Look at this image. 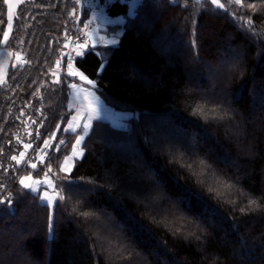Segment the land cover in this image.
<instances>
[{
    "label": "trees",
    "instance_id": "16d2710c",
    "mask_svg": "<svg viewBox=\"0 0 264 264\" xmlns=\"http://www.w3.org/2000/svg\"><path fill=\"white\" fill-rule=\"evenodd\" d=\"M54 1L59 14V0L36 3ZM182 3L141 0L116 46L101 47L103 57L97 49L77 57L75 66L97 82L104 102L133 115L123 127L95 121L69 175L58 166L75 134L58 133L66 144L48 152L40 172L51 160L57 182L77 186L55 209L52 237L48 209L20 189L24 168H4L15 167L10 157L21 149L24 118L36 119L32 129L39 132L47 122L54 127L60 111L61 128L68 119L61 103L68 92L51 83L55 57L48 53L72 19L61 12L41 24L30 16L14 22L0 52L21 50L29 62L21 72L8 70L20 88L0 85V183L7 185L0 196L13 193L11 210L0 205V264H264V6L243 10L255 21L253 33L223 10ZM105 10L124 16L127 4L116 0ZM7 12L0 0V40ZM197 104L230 115L205 119L193 113ZM74 206L97 212L104 223L84 221ZM109 235L130 246L129 260L102 250V243L110 248Z\"/></svg>",
    "mask_w": 264,
    "mask_h": 264
},
{
    "label": "snow or ice",
    "instance_id": "6c2138e0",
    "mask_svg": "<svg viewBox=\"0 0 264 264\" xmlns=\"http://www.w3.org/2000/svg\"><path fill=\"white\" fill-rule=\"evenodd\" d=\"M4 4L8 7L7 12V24L3 30V39L0 40V44H6L9 40L10 33L13 30L14 22H18L21 20L27 21L31 13H27L24 11H20V6L24 5L28 2V0H15V3L12 0H3ZM74 7L69 13L70 18L76 22L81 20V11L83 10V14L85 17L88 14H91L90 19H86V22L83 24V27L75 29L74 31H69L65 29L63 49H69V51H61L60 58H58L55 62V68L60 71H52L51 75L55 77L51 83L62 85L66 89L70 90V95H66L64 100L61 102L65 104L68 115H71L73 110H75V115L72 120L67 121L66 127L63 128L64 132L77 133L75 138V143L72 144L71 154L65 156V162L70 160H78L83 156V140L84 135L78 133V129H80L83 133H87V131L92 127L93 121H98L105 118L106 109L103 103L100 101V97L97 95V82L95 80L89 79L87 75L80 69H78L76 65L77 57H81L89 54L90 51L96 49L97 45L104 41L103 37H97V29L93 28V24L99 23L101 27L105 22L112 23L113 21L108 20L105 14L106 4H97L95 0H71ZM174 3L179 2V0H173ZM189 2L194 3L195 5L203 7L204 5H210L217 9L223 10L225 13L231 15L233 19H236L241 22L242 26L245 27L248 31L255 33V21L252 16H247L243 13L245 8L251 9L253 13H255L259 7L264 6V0H183V3L180 5L181 7H187ZM34 6L39 7L36 4V0H32ZM138 0H130L129 2V14H132L134 9L137 7ZM233 5H235V9H233ZM34 19V16L32 17ZM3 24V21L0 20V25ZM107 44H115L117 41L115 39L109 40L106 42ZM74 53V54H73ZM4 55L3 52H0V56ZM7 55L11 56L12 53L9 52ZM96 55L103 56L104 53L99 51L96 52ZM16 58L19 62L18 64L11 65L12 68L23 67L24 63H28L29 61L21 60V53L16 52ZM104 68V64H100V68L97 71V75L100 74ZM73 78V79H69ZM80 81L82 83H79ZM3 83V82H0ZM43 87V85H42ZM56 91V90H53ZM37 93H39V89H37ZM84 100H87V103H84ZM30 104H27L26 107H30ZM219 105L214 106L213 108L205 111L204 106L202 104H197L195 108H193L194 114H201L205 119H217L223 120L226 119L230 113L224 111H218ZM21 116L25 115L23 111L20 113ZM41 115L43 113L41 112ZM19 118V117H18ZM62 119H66L65 116H62ZM35 123V120L32 121ZM43 121H41V125ZM57 131L61 129V124L56 125ZM32 133L29 132V136ZM41 138V133L39 130L36 131L35 139L39 140ZM52 139H56V133L52 134ZM17 143H21L19 139H17ZM66 144L64 139H61L59 143L55 144V150L59 152L61 148ZM53 145L49 140H44V144L42 148H37L35 151L37 155L40 156L39 163L44 164L45 158L48 157L49 153L45 151V149L51 148ZM33 148V142L24 143L23 151H20L18 156L12 155L10 157L11 160L15 161V167L8 166L4 168V172L7 173L9 167L12 168L13 173L15 174L17 168L21 167L23 164H27L31 167L33 172L28 173L26 176H20L18 178V184L20 189L28 190L31 193L36 194L40 203L48 209V232L49 236L52 237L54 235V212L55 209L60 206L67 198L66 189H70L72 187H76L73 182L69 181L68 184H59L57 181L60 179L58 173L53 170L51 160L48 161L47 171L44 172L43 179H33L35 173H37L40 169H38V165L35 162H32V159L25 160L26 155L28 154V150ZM3 153V149H0V154ZM194 163V162H193ZM193 163H188L187 167L189 169H193ZM204 161H200L201 165H204ZM205 167H207L205 165ZM60 172L65 171L64 165H61L59 168ZM204 169L201 170L199 175H203ZM51 173V176L49 175ZM194 174H196L194 172ZM55 177L56 179H53ZM64 179H68L66 176ZM26 181H31L26 182ZM203 183V180H200ZM7 188V185L4 183H0V192H4ZM210 191L214 189L209 188ZM13 193L11 191H7L4 196H0V205L7 204L9 210L13 205L12 199ZM79 204V202H77ZM250 205H257L259 207L258 202L255 200L249 201ZM72 212L76 213L79 217H81L84 221H88L90 219L95 218L96 220H100L103 224V220L100 215L95 211H90L88 209H81L78 206H74L72 208ZM112 228L115 225H111ZM177 232H180L181 229L177 228ZM101 241L106 239L105 237L100 238ZM119 239H123L122 237ZM119 239L113 240L108 239L107 243L110 248L103 247V243L101 244L102 250L108 252L110 257L116 261H127L133 256V251L129 245L123 244L119 242Z\"/></svg>",
    "mask_w": 264,
    "mask_h": 264
},
{
    "label": "rangeland",
    "instance_id": "374dc122",
    "mask_svg": "<svg viewBox=\"0 0 264 264\" xmlns=\"http://www.w3.org/2000/svg\"><path fill=\"white\" fill-rule=\"evenodd\" d=\"M114 1H116V0H109V4L114 2ZM117 1L124 2V3L127 4V14L124 15V16H119L117 18H111V17H109L107 15L106 10H105L106 18L108 20L113 21V22L112 23L105 22L103 24V27H101L99 25V23L93 24L92 27L97 29V33H96L97 37H103L104 38V41L97 45V47H96L97 50H99L101 47H108V46H112L113 47L116 44H118L120 38L122 37V35L124 33L125 24H127L128 19L131 18L134 15V13H135V9L136 8L132 12V14H129V2H130V0H117ZM171 1H173V0H171ZM12 2L15 3V0H12ZM140 2H141V0H138L137 6H138V4ZM36 4L39 5V7L34 6L33 3H32V0H28V2L26 4H24V6L29 8L27 13H31L29 22H32V21H34L36 19V23H38V24H41L43 22V19H45V18H54V17L56 18V16H59L61 12H64V16L65 17H67V16L70 17L69 13L71 12L72 8L74 7V5L71 2V0H59V5H60L61 9H60L59 14H57V11H56L57 10L56 9L57 2L56 1H54L53 3H50V4L47 3L45 5L40 4V3H36ZM7 11H8V7H7ZM33 16H34V19L32 18ZM90 18H91V14L89 13L88 16L85 17V15L83 14V10H82L81 11V20L79 22L71 20L70 23L66 26L65 29H68L69 31H74L75 29L83 27V24L86 22V19H90ZM66 21H65V23H66ZM30 28L31 29H36L37 26L29 24V29ZM64 33H65V31H64ZM60 38H61V40H60L59 44L56 45L55 49H54V45H53L54 42L53 41L50 42V49H49V53L48 54L51 55L53 53V55L55 57V59L53 60L54 61L53 64H51L52 67L50 68V73L52 71H57V72L60 71L59 69L55 68V62H56V60L58 58H60L61 51H69V49H63V47H62L63 44L65 43L64 34L62 35V37L60 35ZM112 39H115L117 41V43H115V44H107L106 43L107 41L112 40ZM1 52H3L4 55L0 56V82H3V83H0V85L9 86V85L13 84V82H14V88H16V89L20 88V85L18 83L19 81L16 79V76H12V77L8 78V70H9L10 66L14 62V56L16 55V53H12L11 51H7V50L6 51L3 50ZM9 52L12 53L11 56L7 55V53H9ZM18 52L21 53V60L22 61H26L25 52H23L21 50H19ZM99 52L102 53V50H99ZM101 57H103V56H101ZM25 65H28V63H24L23 67H17V71L21 72L25 68ZM29 65H30V63H29ZM54 79H55V77H54ZM69 79H73V78H69ZM77 82H79V81H77ZM67 92H68V89H67ZM106 105H108V104H106ZM109 107L112 108L111 106H109ZM112 109L115 110L114 108H112ZM115 111H120V110H115ZM67 112H68V110H67ZM122 112H126L129 115L128 118L121 120L119 125L118 126H114V127H121V126L123 127L124 122H126L128 119H130L132 117V115H133L129 111H122ZM59 114H60L59 115V117H60L59 119L60 120L55 124L54 127L50 128V125H49L50 123L47 122V124L45 125L43 130L40 132L41 133V138L39 140L35 139V135H36V131L37 130L35 131L34 129H32V125H35L37 123L36 122L37 120L33 119V118H30V117H26L23 120L25 127L22 129L21 137H19V141H21V143H20V147H21L20 151L24 150L23 149V144L24 143L33 142V148L28 150V154L26 155L25 160L32 159V162L37 163L38 169H40L41 166L45 165V163L44 164H40L39 163L40 156L37 155L35 150L37 148H42L43 147L44 140H49L50 143L54 147L55 144L59 143V141L61 139H64V138H60L59 140L57 139L58 133H60V132L63 133V134L65 133L63 131V128H64V126L66 124V122H65L63 124V127L59 131H57L56 125L57 124H62L61 117L63 116L61 111H60ZM33 120H35V123L32 122ZM29 132L32 133L31 136H29ZM53 133H56V139L55 140L52 139V134ZM53 147L45 149V151L49 152ZM83 151H84V149H83ZM19 152L17 154H15V155L18 156ZM46 158H45V161H46ZM75 162H74V164H75ZM61 165H62V161H60L58 169L60 168ZM21 167L24 168V170L20 174V176H26L28 173L33 172L31 167L29 165H27V164H23ZM73 167H74V165H73ZM61 173L64 174V175H69L71 172L69 174H66V173H63V172H61ZM43 176H44V174H42V172H40V170H39L36 174H34L33 178L34 179H43ZM108 233L111 234L113 232L112 231H108ZM109 237H110L109 239H113V238H111L110 235H109Z\"/></svg>",
    "mask_w": 264,
    "mask_h": 264
},
{
    "label": "crops",
    "instance_id": "0c3cea01",
    "mask_svg": "<svg viewBox=\"0 0 264 264\" xmlns=\"http://www.w3.org/2000/svg\"><path fill=\"white\" fill-rule=\"evenodd\" d=\"M117 18V17H116ZM117 45V44H116ZM115 45V46H116ZM79 83H82L79 81ZM96 91V90H95ZM70 90H68V95H70ZM98 95V94H97ZM99 96V95H98ZM100 97V96H99ZM100 101L103 103L105 109H106V112H105V118L104 119H101V120H98V121H105V122H109L111 123L113 126H118L120 121L123 120V119H127L128 118V114L126 112H122V111H115L113 110L112 108H110L108 105H106V103L104 102V100L100 97ZM84 103L86 104L87 103V100H84ZM75 110H73L72 114L69 115L67 121L69 120H72L73 116L75 115ZM67 121H66V124L64 127H66L67 125ZM95 121H93L94 123ZM93 123H92V126H93ZM92 128V127H91ZM91 128L87 131V133H83L80 129H78V133L79 134H82L84 135V140L86 139V137L89 135L90 131H91ZM65 133H68V134H75V137H74V140L72 142V144L75 143V138H76V135L77 133H71V132H65ZM84 140H83V143H84ZM72 144H71V147H72ZM71 147H70V151L67 155H70L71 154ZM83 147V145H82ZM84 152V151H83ZM65 158V157H64ZM63 158L62 160V165H64L65 167V171L63 173H66V174H69L72 169H73V165H74V162L77 161V160H70V161H67L65 162V159ZM79 160V159H78ZM34 179V178H33ZM27 182H31V181H27Z\"/></svg>",
    "mask_w": 264,
    "mask_h": 264
},
{
    "label": "built area",
    "instance_id": "2783aa9c",
    "mask_svg": "<svg viewBox=\"0 0 264 264\" xmlns=\"http://www.w3.org/2000/svg\"><path fill=\"white\" fill-rule=\"evenodd\" d=\"M95 2H96L97 4H102V5L106 4L107 6H108V4H109V0H95ZM107 6H106V7H107ZM106 7H105V9H106Z\"/></svg>",
    "mask_w": 264,
    "mask_h": 264
},
{
    "label": "water",
    "instance_id": "95a60500",
    "mask_svg": "<svg viewBox=\"0 0 264 264\" xmlns=\"http://www.w3.org/2000/svg\"><path fill=\"white\" fill-rule=\"evenodd\" d=\"M18 63V61H17V58H16V55L14 56V62H13V64H17ZM12 64V65H13Z\"/></svg>",
    "mask_w": 264,
    "mask_h": 264
}]
</instances>
